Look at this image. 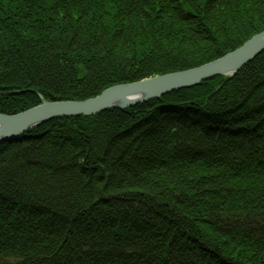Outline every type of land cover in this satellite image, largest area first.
<instances>
[{"label": "trees", "instance_id": "trees-1", "mask_svg": "<svg viewBox=\"0 0 264 264\" xmlns=\"http://www.w3.org/2000/svg\"><path fill=\"white\" fill-rule=\"evenodd\" d=\"M262 30L264 0H0V112L197 67ZM0 264H264V50L0 143Z\"/></svg>", "mask_w": 264, "mask_h": 264}, {"label": "water", "instance_id": "water-1", "mask_svg": "<svg viewBox=\"0 0 264 264\" xmlns=\"http://www.w3.org/2000/svg\"><path fill=\"white\" fill-rule=\"evenodd\" d=\"M264 50V30L236 49L197 67L116 84L84 100L43 101L16 114L0 112V143L55 118L93 115L110 108H125L191 87L219 75H233Z\"/></svg>", "mask_w": 264, "mask_h": 264}]
</instances>
